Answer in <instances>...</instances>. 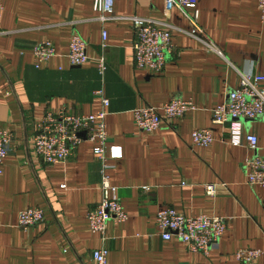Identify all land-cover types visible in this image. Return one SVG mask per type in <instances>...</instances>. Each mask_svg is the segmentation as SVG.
<instances>
[{
  "label": "crops",
  "instance_id": "crops-1",
  "mask_svg": "<svg viewBox=\"0 0 264 264\" xmlns=\"http://www.w3.org/2000/svg\"><path fill=\"white\" fill-rule=\"evenodd\" d=\"M0 1V128L13 135L0 174V264H93L92 251L102 246L86 217L101 199L93 144L83 142L65 162L46 164L33 152V135L48 111L102 110L98 90L109 100L107 145L122 150L121 158L109 161L107 174L127 213L124 222H108L109 263L241 264L236 251L248 248L260 249L254 264H264V188L247 184L243 167L246 157L264 156V121H241L243 133L258 138L255 152L244 141L231 145L228 124L211 122L213 109L238 86L240 72L264 75L258 0H196L199 24L225 58L174 30V50L159 73L136 66L127 17L186 29L178 10L165 13L164 0H115L114 14L121 18L104 24L95 19L94 0ZM74 32L87 43L89 60L81 66L66 56ZM42 40L54 44L56 55L36 69L31 49ZM100 57L106 61L103 76ZM178 97L192 100L195 109L152 133L137 128L134 109ZM209 127L213 143L192 145V131ZM207 184L215 185L213 195L205 193ZM35 207L43 221L23 230L18 213ZM166 207L185 216L223 217L226 230L208 253L191 252L176 238H161L155 215Z\"/></svg>",
  "mask_w": 264,
  "mask_h": 264
},
{
  "label": "built area",
  "instance_id": "built-area-1",
  "mask_svg": "<svg viewBox=\"0 0 264 264\" xmlns=\"http://www.w3.org/2000/svg\"><path fill=\"white\" fill-rule=\"evenodd\" d=\"M115 0H94L93 10L96 20L106 23L121 18L114 14ZM178 10L188 22L186 29H181L166 20H156L148 17L131 16L135 33L132 43V54L139 69L151 73L163 70L167 55L172 53L174 45L172 32L184 33L197 41L204 50L222 58L223 52L208 37L199 24V10L196 0H164V11L169 13ZM3 5L0 1V19ZM257 10L264 19V0L257 1ZM106 40V31L102 30V42ZM87 43L74 32L69 43L67 58L73 66L85 64L89 57L86 53ZM33 66L40 69L56 55L54 44L49 40L38 41L32 46ZM230 64V63H229ZM97 70L101 76L106 70V61L103 57L97 60ZM239 84L227 92L225 100L212 111L213 125H229V140L231 145L238 146L244 141L250 152L258 148V138L253 133H243L241 121L262 119L264 121V75L250 72H240ZM101 97L103 109L97 113L82 115L74 114L66 108L58 111H48L43 119L35 124L33 135V152L46 164L65 162L72 152L83 142L93 144V154L101 164V199L89 209L87 220L93 233L100 235L102 246L92 251L93 264H110L109 250L104 245L105 233L109 221L117 223L127 219L118 197V188L110 183L107 170L111 168L109 161L122 157L119 146H108L106 131L105 108L109 100L104 97L103 91H96ZM195 109L190 99L173 98L161 106H143L132 111L135 125L140 131L152 133L161 127L163 122L170 124L181 118L186 112ZM13 135L0 128V174L3 170L4 159L8 154ZM214 141L213 129H195L191 133V143L195 146L207 147ZM246 171V182L252 186L264 188V156L253 155L243 161ZM207 195L215 193V185L204 186ZM44 213L40 208H28L18 213V226L26 230L42 222ZM155 223L163 240L172 238L183 243L191 252L208 253L216 245L226 230V221L223 217L200 214L185 216L171 207L159 209L155 215ZM262 255L260 249L241 248L236 251V258L241 264H254Z\"/></svg>",
  "mask_w": 264,
  "mask_h": 264
}]
</instances>
